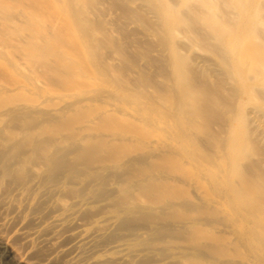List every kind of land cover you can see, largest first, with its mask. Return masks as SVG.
Instances as JSON below:
<instances>
[{
  "label": "bare ground",
  "instance_id": "obj_1",
  "mask_svg": "<svg viewBox=\"0 0 264 264\" xmlns=\"http://www.w3.org/2000/svg\"><path fill=\"white\" fill-rule=\"evenodd\" d=\"M13 1L0 0V69L17 83L0 87V256L13 264H264V0H50L71 36L87 35L77 50L84 65L51 48L57 39L38 15L14 13ZM103 3L156 43L163 63L150 62L155 76L146 65L139 73L153 94L111 83L100 65L93 71L97 44L86 42L101 32L90 21ZM114 16L101 20L109 33ZM14 31L38 70H67L65 79L91 90L48 92L12 56ZM122 43L115 52L136 64L133 42ZM88 111L93 120L71 123ZM218 111L221 143L204 122ZM102 120L134 121L138 130L98 132Z\"/></svg>",
  "mask_w": 264,
  "mask_h": 264
},
{
  "label": "rangeland",
  "instance_id": "obj_2",
  "mask_svg": "<svg viewBox=\"0 0 264 264\" xmlns=\"http://www.w3.org/2000/svg\"><path fill=\"white\" fill-rule=\"evenodd\" d=\"M12 6L14 7V13L21 9L29 10L30 12L38 15L39 20L42 24V28L46 31L49 39H52L53 37L57 39L56 42L50 44V47L53 49H56L60 47L64 52L67 54H71L73 59H75L76 63L79 65H84L86 64L85 60L79 56L77 53V50L80 48L79 43L81 42V39L86 38L87 36L84 32L81 34L80 37H73L71 36V31H70V26L72 25L71 22L67 21H60L58 20V11L55 9V7L52 5L51 1L49 0H15L13 1ZM120 8V6L118 7ZM127 14L132 12L128 5H124L123 9ZM99 13H98V19H93L90 21L91 24V29L92 26L98 27L101 32H98L97 34L92 35V40H88L86 44L88 46H91L92 42V47L96 46L97 44V50H94L92 54V59H90V63L92 64V68L94 71V68H96V65L104 70V73L109 76L110 73H113V76L108 78V81L111 83H122V84H127L132 89L134 92L146 90L145 96H149L153 94V85L150 84L148 78H146L144 75L141 76L140 70L142 66H147L150 69V72H152L153 76L156 75V68H154L150 62H155V61H161L162 60L157 59L153 55V51L156 50V43L151 42V41H145L141 40L140 38L137 37L136 33L133 32V30L129 27L128 21H122L121 18L124 16L119 12V10L113 8L110 9V7L103 3L102 5L99 6ZM112 12L114 14V27L112 33H109L106 31V26L105 24L102 23L101 20H103V17ZM126 14V15H127ZM59 22V25H58ZM56 25L55 30L53 31L52 28ZM15 26L18 27H23L21 22L16 19ZM18 27H15L16 30H18ZM15 30V29H14ZM92 32V31H88ZM16 34V31H14V35ZM128 38L129 41L133 42L135 49L133 50V54H138L140 58L138 59L137 63L134 64L132 63L131 59L127 58L126 55L120 56L115 52V46H118L120 44H123L122 41L125 40V38ZM87 40V39H86ZM20 38L14 36L13 43H12V56L16 60H22L24 63L28 64L29 67L35 72H37V76L33 79L38 80L39 82H43L47 84V91L54 93L56 95H59L60 97L64 98L69 95H72L75 91H90L91 88L90 86H82L80 82L77 81H71V79H65L64 73H67V70L61 69L60 74L54 76L50 75L47 72H43L41 70H38L39 68H36L34 66V62L30 61L27 58V51L25 48L19 44ZM109 42L115 43V46H111ZM143 46H148L150 47L149 52L145 56H143L140 52V48ZM140 52V53H139ZM81 70L89 75V71H86L85 69L81 68ZM102 70V71H103ZM63 72V75L61 74ZM163 72L165 74L169 73V67L167 66V63H164V68ZM39 73V74H38ZM125 73V74H123ZM149 73V72H147ZM93 77V76H92ZM163 78V77H162ZM164 79V78H163ZM72 82H77V83H72ZM109 82V84H110ZM17 83L11 79V77L3 70L0 69V87L11 90L14 89L17 85ZM105 85H103V89L109 88L108 84L104 82ZM166 85L170 86L171 85L162 80L161 78L156 79V85ZM166 86V87H167ZM148 93V94H147ZM11 97V96H10ZM20 100V99H17ZM144 97L140 99L139 101L143 103ZM21 101V100H20ZM27 103H31L29 100H22ZM36 101H39L43 103V100L41 98H38ZM1 102L0 100V108H1ZM44 108H48L46 106H43ZM82 115H75L72 114V124H80L81 122H84L86 119L92 116V120L95 117V114L92 113V111L88 112H82ZM133 122V123H132ZM205 122V127L208 129L209 133L213 137H217L218 141L221 143L223 141V127L226 124V119L224 115L218 111L215 113H210L208 115V118L206 119ZM134 121L126 122L124 123H119V122H112L111 120H102V121H95V124L93 128L98 131V132H105V131H117L119 133H126V134H131L135 135L136 131L138 130L137 124H134ZM204 127V128H205ZM198 138L202 140H207V135H201L198 136ZM207 151L210 152V154L216 152V148L214 145H209L208 148L206 147ZM213 155V154H212ZM180 162V161H179ZM181 163V162H180ZM179 165V163H176ZM185 171L189 174L192 175L194 174V169L193 167L187 166V168H184ZM192 192V191H191ZM210 196L212 194L210 193ZM0 264H13L12 259L9 261H6L3 256H0Z\"/></svg>",
  "mask_w": 264,
  "mask_h": 264
}]
</instances>
